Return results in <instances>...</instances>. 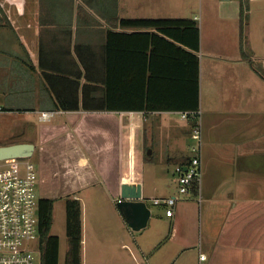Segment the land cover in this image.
<instances>
[{
    "label": "crops",
    "instance_id": "1",
    "mask_svg": "<svg viewBox=\"0 0 264 264\" xmlns=\"http://www.w3.org/2000/svg\"><path fill=\"white\" fill-rule=\"evenodd\" d=\"M162 2L0 0V114L38 115V133L20 143L34 144L54 211L64 200L66 220L67 200L81 202L82 263L264 264V0H200L201 24ZM138 18L200 26L201 193L178 192L175 168L194 144L187 111H65L87 85L85 63L101 84L109 29L146 32L112 22ZM168 49L155 59L160 95L180 99L192 58ZM124 183L142 185L151 211L139 232L117 206ZM168 197L178 198L172 217L153 203Z\"/></svg>",
    "mask_w": 264,
    "mask_h": 264
},
{
    "label": "trees",
    "instance_id": "2",
    "mask_svg": "<svg viewBox=\"0 0 264 264\" xmlns=\"http://www.w3.org/2000/svg\"><path fill=\"white\" fill-rule=\"evenodd\" d=\"M112 25L123 29H132L135 33H124L109 29L104 46L102 60L101 84L89 81L94 71L91 63H85L87 85L82 89L81 99L75 98L70 108L77 111L103 112H151V111H197L199 110V71L200 60L196 53L200 52V27L196 20L188 18L159 19H120ZM151 30V31H148ZM165 44V45H162ZM162 46L169 48V54H183V60L190 62L192 58V89L180 99H169L162 93L165 76L155 69V59ZM188 49V50H187ZM190 83V77H183ZM101 88L102 96H95ZM182 90V91H183ZM172 97V96H171ZM59 105L65 108L62 100ZM81 106V107H80ZM10 111V110H7ZM14 144V143H13ZM190 158H186L187 165ZM198 194L197 189H193ZM54 200L40 198L38 200V239L41 252V264H59L60 239L52 234L54 223ZM66 237L68 250L65 264L82 263V205L79 200L68 199L66 202Z\"/></svg>",
    "mask_w": 264,
    "mask_h": 264
},
{
    "label": "built area",
    "instance_id": "3",
    "mask_svg": "<svg viewBox=\"0 0 264 264\" xmlns=\"http://www.w3.org/2000/svg\"><path fill=\"white\" fill-rule=\"evenodd\" d=\"M182 118H193L195 122L191 134L194 144L190 149V161L187 165H178L175 168L178 192L186 196L193 189L201 193L203 175L200 154L203 132L200 109L182 112ZM3 163L4 166L0 168V264H41L36 196L38 177L35 165L30 159H12ZM177 202V197L153 201L156 206L165 205L169 217L174 215ZM205 258L204 255L201 256V260ZM132 264L145 263L137 261Z\"/></svg>",
    "mask_w": 264,
    "mask_h": 264
},
{
    "label": "rangeland",
    "instance_id": "4",
    "mask_svg": "<svg viewBox=\"0 0 264 264\" xmlns=\"http://www.w3.org/2000/svg\"><path fill=\"white\" fill-rule=\"evenodd\" d=\"M234 1V0H232ZM163 7L173 6L175 8H180L181 11L190 13L193 12L194 16H197V20L200 23L201 19V8L200 0H164L161 4ZM170 11L171 8H169ZM200 27V26H199ZM40 116V115H39ZM38 115L34 114L24 115L23 113L12 114L3 113L0 114V147L7 146L10 144L25 142L27 139H34V136L38 133ZM31 162L35 165L36 170L41 171V160L36 153L30 158ZM4 166V163H0V168ZM36 186V196L40 199L44 196L45 181L42 182V178L37 181ZM163 213V210H160ZM52 234L58 236L60 239V259L59 264H65L66 253L68 250V239L66 237V220H65V202L64 200H59L55 205L54 211V224L52 227ZM38 256V252L36 257Z\"/></svg>",
    "mask_w": 264,
    "mask_h": 264
},
{
    "label": "water",
    "instance_id": "5",
    "mask_svg": "<svg viewBox=\"0 0 264 264\" xmlns=\"http://www.w3.org/2000/svg\"><path fill=\"white\" fill-rule=\"evenodd\" d=\"M34 150L35 146L31 143H15L1 146L0 163L12 159H30L34 154ZM117 206L133 231L139 232L147 227L151 211L146 202L142 200L141 184H122Z\"/></svg>",
    "mask_w": 264,
    "mask_h": 264
}]
</instances>
